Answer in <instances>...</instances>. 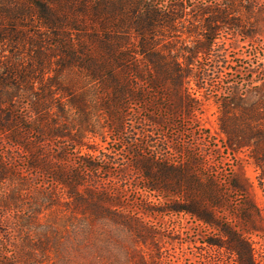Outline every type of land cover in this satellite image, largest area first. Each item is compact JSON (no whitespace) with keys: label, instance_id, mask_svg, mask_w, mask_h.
<instances>
[{"label":"trees","instance_id":"1","mask_svg":"<svg viewBox=\"0 0 264 264\" xmlns=\"http://www.w3.org/2000/svg\"><path fill=\"white\" fill-rule=\"evenodd\" d=\"M209 1L208 6L199 9L220 4L219 0ZM259 1L255 0V5ZM166 9L159 10L149 0H0V43L7 45L10 54L0 57V136L5 143V158L0 159V186H5L0 192V237L14 254L13 260L0 258L1 264H40L48 257L55 239L47 226L41 228L37 216L41 207L54 204L58 187L66 190V199H74L73 205L83 220H110L135 235H139V229L145 230L140 216L115 214L104 205L118 207L119 202L109 201L106 195L97 202L90 194L89 173L93 175L102 168L86 165L81 154L83 149H91L86 144L88 136L96 135L90 113L84 108L87 101L101 99L94 104L107 110V128L122 135L128 103H148L146 88L164 90L162 84L166 83L176 92L177 103L159 105L165 118L147 119L158 125L168 119V125H172L170 116H175V106H182L181 114H190L193 101L186 86L191 83L197 91L202 89L199 78L188 68L193 57L180 61L170 49L156 51V41L166 32L162 33L163 26L172 32L174 22L180 18L177 4ZM232 24L244 35L243 26ZM86 33L89 40L83 36ZM205 37L206 42H197L192 55L213 56L215 37ZM51 46V50L58 51L53 60L43 57L40 51ZM25 47L27 51H21ZM25 52L30 60L24 65ZM254 63H258L256 58L255 62L248 59L247 78L243 81L257 85L254 87L260 102L250 104L239 118H233L231 127L221 128L229 136L230 147L246 145L245 132L264 140V77L254 76L257 73L250 68ZM139 83L144 87L140 89ZM85 85L95 88L88 92ZM158 98L165 102L164 93ZM237 108L241 105L235 104L233 110ZM237 122L247 131L239 130L242 126ZM258 126L263 130L255 133ZM69 149L74 150L72 156L79 155L83 170L69 158ZM142 152L144 156L137 152L135 157L136 172L147 182V188L171 204L170 211L189 214L218 230L224 242H210L209 246L228 251L236 264H257L245 232L222 227L205 206L207 203L216 210L225 201L214 180L205 184L190 164L174 163L157 152ZM45 174L51 178L47 184L50 190L38 189L41 185L32 183V178ZM234 187L242 191L239 184ZM29 194L34 196L30 207L23 205L24 196ZM23 209H29L31 216H20ZM10 214L15 215V222H11ZM135 264L151 263L140 257Z\"/></svg>","mask_w":264,"mask_h":264},{"label":"rangeland","instance_id":"2","mask_svg":"<svg viewBox=\"0 0 264 264\" xmlns=\"http://www.w3.org/2000/svg\"><path fill=\"white\" fill-rule=\"evenodd\" d=\"M149 1L161 11L173 4L179 6L180 18L174 22L172 32L163 26L162 33L166 32L156 41V51L170 49L180 61L193 57V64L188 68L199 78L202 89L197 91L191 83L186 86V93L193 101L190 114H181L182 106H175V116L170 114L174 124L168 125L166 119L158 125L147 118H165L159 105L177 103L176 92L166 83L162 84L164 90L146 88L144 94L150 99L148 103H128L122 135L107 128L110 123L105 108L95 105L96 101H87L84 109L90 113L96 135H89L86 141L91 149L81 151L86 165L96 164L102 168L93 171V175L89 173L87 179L94 200L99 202V197L106 195L109 201L120 203L118 207L105 203L111 211L140 216L146 228L139 229V235H135L110 220L105 223L92 222L89 218L83 220L80 210L73 205L74 199H66V190L58 187L59 196L54 204L41 207L37 216L41 228L47 226L55 239L54 247L40 264H135L140 257L151 264H236L235 257L228 251L209 246L210 242H224L225 238L218 230L189 214L170 211L171 204L147 188V182L135 167L137 154L145 155L142 151L148 155L157 152L168 156L174 163L190 164L202 175L205 184L214 180L225 201L216 210L207 203L205 206L222 227L235 233L245 232L255 261L264 264V140L256 134L249 135L244 124L237 122L242 126L238 128L245 132L243 136L247 142L243 146L230 147L229 136L221 130L231 127L233 118H239L250 104L260 102L261 97L254 87L257 85H248L243 80L247 78L249 58L254 62L256 58L258 62L250 67L257 73L254 76L264 77V58L258 60L264 57V0L256 5L255 0H219L216 8L202 11L199 7L208 6L209 0ZM231 22L241 25L240 28L243 26L244 35L238 33L237 26ZM206 35L215 37L213 56L192 55L191 51L199 45L197 42H206ZM83 36L89 40V33ZM53 48L40 50L43 57L51 60L57 57L58 51L56 48L51 50ZM8 50L7 45L0 43V57L9 56ZM21 51H27V48ZM27 54L24 53V65L30 60ZM143 85L139 83L140 89ZM85 86L88 92L95 88V85ZM162 93L165 102L158 98ZM235 104L241 108L233 110ZM255 129V133L263 130L260 126ZM73 152L69 149V158L83 170L79 155L74 157ZM3 158L5 143L0 136V159ZM32 180L33 184L41 185H35L38 189H51L47 185L51 178L46 174ZM234 184L242 186V191L232 189ZM3 191L4 185L0 186V192ZM31 199L34 200L33 195H25L23 205L30 207ZM175 202L180 203V200L175 199ZM29 211L23 209L19 215L29 217ZM14 217L10 214L11 222H15ZM7 244L0 237V258L13 260L14 254Z\"/></svg>","mask_w":264,"mask_h":264}]
</instances>
